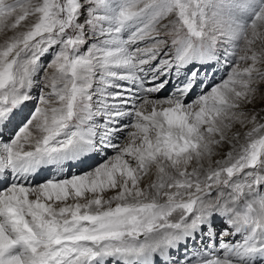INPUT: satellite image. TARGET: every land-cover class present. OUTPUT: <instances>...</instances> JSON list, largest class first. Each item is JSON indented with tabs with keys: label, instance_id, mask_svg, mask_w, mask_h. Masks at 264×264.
<instances>
[{
	"label": "snow or ice",
	"instance_id": "6c2138e0",
	"mask_svg": "<svg viewBox=\"0 0 264 264\" xmlns=\"http://www.w3.org/2000/svg\"><path fill=\"white\" fill-rule=\"evenodd\" d=\"M0 264H264V0H0Z\"/></svg>",
	"mask_w": 264,
	"mask_h": 264
},
{
	"label": "rangeland",
	"instance_id": "374dc122",
	"mask_svg": "<svg viewBox=\"0 0 264 264\" xmlns=\"http://www.w3.org/2000/svg\"><path fill=\"white\" fill-rule=\"evenodd\" d=\"M159 95L160 96H166L167 95V91H163ZM225 151H227V149H225ZM236 239H239V237H236Z\"/></svg>",
	"mask_w": 264,
	"mask_h": 264
}]
</instances>
